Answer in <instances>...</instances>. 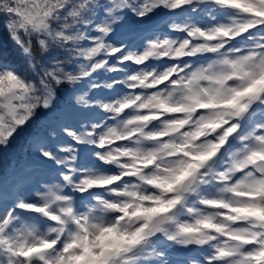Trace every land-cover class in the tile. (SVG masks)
Listing matches in <instances>:
<instances>
[{"label": "snow or ice", "instance_id": "6c2138e0", "mask_svg": "<svg viewBox=\"0 0 264 264\" xmlns=\"http://www.w3.org/2000/svg\"><path fill=\"white\" fill-rule=\"evenodd\" d=\"M0 18L24 60L0 57V152L35 164L0 184V264H264V0Z\"/></svg>", "mask_w": 264, "mask_h": 264}, {"label": "rangeland", "instance_id": "374dc122", "mask_svg": "<svg viewBox=\"0 0 264 264\" xmlns=\"http://www.w3.org/2000/svg\"><path fill=\"white\" fill-rule=\"evenodd\" d=\"M16 144L17 141H15L12 145ZM19 147H21L20 144L17 146H13L10 149L8 148L6 152H0V181H3L0 182V184H10L14 178H18L23 174V172L29 170V161L26 160L28 155L21 154L22 152H20ZM178 250L179 249L171 253V260L173 261V264H180L178 259L174 257ZM190 255L195 256L197 255V253L193 251L190 253Z\"/></svg>", "mask_w": 264, "mask_h": 264}, {"label": "trees", "instance_id": "16d2710c", "mask_svg": "<svg viewBox=\"0 0 264 264\" xmlns=\"http://www.w3.org/2000/svg\"><path fill=\"white\" fill-rule=\"evenodd\" d=\"M3 24H4L3 19L0 18V57H2L3 60H6L5 62L22 65L24 63V60H23V57L20 55V50L16 47V45L9 38L8 32L4 28ZM69 99H71V93H68V92L64 93V96L60 101L61 105H64L66 100H69ZM40 122H43V121L41 120ZM16 141H17V144L11 145L9 149L13 146H17L20 144L21 147H19V150L20 152H22L21 154L28 155L26 160L29 161L28 163V169H29L30 166L33 164L34 160L29 150L28 142L26 138L23 136L18 137ZM4 172H5V169H4Z\"/></svg>", "mask_w": 264, "mask_h": 264}]
</instances>
